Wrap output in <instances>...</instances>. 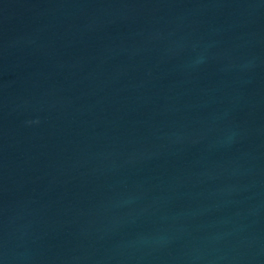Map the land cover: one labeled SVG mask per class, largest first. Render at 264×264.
<instances>
[{
    "label": "water",
    "instance_id": "obj_1",
    "mask_svg": "<svg viewBox=\"0 0 264 264\" xmlns=\"http://www.w3.org/2000/svg\"><path fill=\"white\" fill-rule=\"evenodd\" d=\"M0 264H264V0H0Z\"/></svg>",
    "mask_w": 264,
    "mask_h": 264
}]
</instances>
